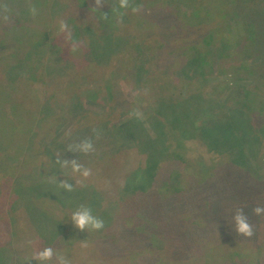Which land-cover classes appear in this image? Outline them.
<instances>
[{"label":"rangeland","instance_id":"1","mask_svg":"<svg viewBox=\"0 0 264 264\" xmlns=\"http://www.w3.org/2000/svg\"><path fill=\"white\" fill-rule=\"evenodd\" d=\"M231 1L234 20L253 27L231 28L236 33L235 38L232 44L226 45L229 51L219 48L223 52V60L219 65L215 47L222 48V43L227 42L228 8L231 4L228 1L181 0L183 8L180 10L172 0H131V4L141 6V10L136 13L131 8L121 10L122 24H127L121 26L122 24L117 25L114 20L118 0H105L106 4L100 9L102 13L109 15L108 20H104L98 10L92 9L93 0H47V7H42L37 14L41 16L49 11L47 16L41 17L43 20H52L55 30L54 33L48 30L50 40L39 49L40 54L44 50L45 58H49L45 59L48 70H53L52 74L41 76L40 81L44 84L35 85L39 89V96L43 94L44 97L45 90L50 95L43 100L42 121L34 126H22L6 98L0 97V264H37L31 258L43 247H52L56 255L68 258L70 264H110L113 260L105 256L110 250L114 253L126 252L128 260L125 264H264V216L252 215L253 207L258 203L264 205V86L258 87L260 90L254 96L255 105H252L257 107L241 108L248 112L247 117H243L244 124L251 129V133L246 134L235 110L218 105L216 110L208 108L206 117H196L191 122L192 130L188 129L192 136L185 142L189 151L184 156L190 159V164L194 163L193 168L190 165L185 173L180 167L172 171L174 166L167 164V161L174 160L157 152L158 161L150 179L152 185L142 196L138 194L140 191L135 190L125 191L129 193L121 196L114 195L118 185L116 186V182L111 184L106 179H113L106 162H98V167L95 165L98 159L96 155L66 151L70 143L92 136L93 129L100 131V137H105V133L98 126L111 129L129 118H134L138 119L135 123L137 130L146 128L143 124L145 114L158 105L157 99L152 95L155 85H150V82L159 81L163 77V70L172 67L169 70L171 74L177 65H181L178 62L180 57L176 54L171 55L168 63L160 64V68H152L149 65L152 60L144 62V74L137 68V64L133 65L138 41L130 40L129 37L134 34L132 29L150 30L152 20L159 27L151 28L149 33L158 34L162 43H168L175 38V43L183 40L185 46L189 42L208 37L212 47L208 50L210 62L206 63L205 76L219 72L223 76L220 77V83L227 85L236 76L245 74L240 70L243 68V59L247 65L252 64L248 72L250 78L258 80L257 72L262 68L264 71L261 59L264 54L262 50L259 51L257 59L254 57L252 61L246 54H249L253 46L251 36H264V0ZM6 2L11 9L19 6V10L16 13L15 9L12 13L11 22L0 23V52L15 46L13 37H16V29L20 30L19 25L23 22L28 26L38 22L45 23L30 14L26 8L28 3H24V0ZM16 18L20 19L19 24H16ZM167 19L171 21L167 25L170 30L163 27ZM61 20L67 22L75 40H80L85 46L83 48L92 52L88 50L93 65L106 67V80L100 79L101 76L95 73L88 77L83 74L85 70L71 72L68 62L66 69H62L63 60L73 62L74 59L71 56L66 58L65 52L62 53L66 41L57 28ZM140 22L148 25L140 29ZM52 36L58 39L55 40ZM161 42L159 43L162 45ZM175 43L173 45L182 44ZM155 44L153 48L156 47ZM179 48L167 51H178ZM82 53L79 50V54ZM136 60L138 61L137 56ZM6 63L7 61L1 62V80L12 78L10 75L6 76L8 79L1 75L7 70ZM57 71L60 74H54ZM169 73L163 79L175 85L176 77ZM192 73V69L187 70L188 75ZM58 75L61 76L57 77ZM36 81L37 78L33 83ZM261 81L264 83L263 78ZM71 82L75 83L73 88L76 89L72 94L65 91V88H70ZM223 84L210 83L207 87L202 84L200 87L209 98L216 100L214 96L226 97L229 94H223ZM53 86L54 95L51 94ZM9 91L11 105H14L13 101L15 104L18 101L33 113L31 117H35L38 108L34 107L32 100L21 99L25 94L31 95L30 90L26 92V89L21 88L16 91L15 86L14 89L9 88ZM238 93V98L242 99L241 92L235 91L234 94ZM73 95L75 96L72 97ZM160 112L164 115L170 113L162 110ZM84 129L87 133L83 132ZM120 131L122 130H119V135L127 141L138 133L130 129L133 134L126 135ZM148 134L152 135L149 131ZM252 134L254 135L249 139L248 136ZM137 136L142 139L139 134ZM147 143L144 140L139 142L141 148L138 151L141 154L146 152ZM170 151L175 154L179 148ZM57 153H62L63 159H78L80 163H86L87 166H84L91 169L92 175L82 180L78 174L71 173L70 169L60 168L54 162ZM103 160L105 159L99 161ZM106 161L110 165L121 163L118 158L112 160L108 157ZM201 162L210 168L207 173L196 168ZM131 168L130 164L126 167L127 170ZM53 175L57 177V182L68 179L69 183H73L74 190L66 193L59 189L49 179ZM43 180H48L46 189L41 185ZM38 181L39 184L36 183ZM39 190L41 191L34 195ZM46 190L64 196L90 194V203L88 201L83 205L90 207L94 215L104 219L105 228L99 232L77 230L70 217L80 205L70 207L66 200L61 208L57 202L59 198L55 195L52 198H41L46 203L37 201L39 197L48 194ZM133 194V203L141 199L139 202L143 205L135 217L130 211L120 209L129 203ZM76 197L79 196L74 198ZM44 204L47 205L43 206ZM241 206H244V211L255 228V235L251 239L238 236L233 229V212ZM41 211L48 216L42 227L35 223V219L38 221L39 218L37 214L40 215ZM53 225L54 232L60 231L56 245L55 240L50 238L51 231H48ZM134 225L137 230L133 229ZM136 231L138 234L140 232V237ZM69 243L74 248H64L62 253H57V249L68 247ZM17 258L24 260L21 262ZM89 260L93 263H89ZM45 264H56V256Z\"/></svg>","mask_w":264,"mask_h":264},{"label":"trees","instance_id":"2","mask_svg":"<svg viewBox=\"0 0 264 264\" xmlns=\"http://www.w3.org/2000/svg\"><path fill=\"white\" fill-rule=\"evenodd\" d=\"M180 1L181 0H172V2L176 4V7L182 10L183 7L181 6L182 4L180 3ZM223 1H228L231 4L228 8V21H227L228 31H227V36H226L227 42L225 44L222 43L225 47L224 46H222V48L217 47V46L215 47L216 55H217V62L219 65H221L220 63L223 60L222 58L223 52L219 50V48L225 51H229L226 45L232 44V40L235 38L234 35L236 33L232 32L231 28L235 26L240 27V28L253 27L252 25L244 24V23L234 20L233 13L231 10L233 2L231 0H223ZM51 2H50V5L52 6ZM24 3H28V0H24ZM29 3L32 5H35V7L38 10V13L41 12L42 7L44 6L47 7V4H48L47 0H37V1L30 0ZM29 3L26 8L29 7ZM18 7L12 9V13H14L15 9L17 13V11L19 10ZM184 11L188 13L186 10ZM24 13H26V11ZM41 14H43V12ZM48 14H49V11L44 13L45 16H47ZM44 15H41V16L43 17ZM36 16H37L36 19H42L41 21H45V23L42 24L38 22V23H35L34 25L28 26L26 22H23L21 25H19L20 30L16 29V37H13V39L15 38V42H16L15 46L8 50L0 52V66H1L2 61L3 63L6 61L8 63V64L6 63V66H7L6 72L1 73V75H5V77L10 75L12 77L10 80H1L0 78V97L4 96L3 98L4 99L6 98L5 100L7 104L10 105V108L12 109V111L16 113V117L20 119V124L22 126H25V125L34 126V125H37L40 121H42L43 116L41 115L42 114L41 111L44 106L43 100L45 98L47 99L50 96L45 93L46 90L44 91V97H43V94L39 96L38 94L39 89L35 88V85L44 84L43 81H40L41 76L45 77L46 74L48 73L52 74L53 70L52 71L48 70L46 66L47 61H45V59L48 60L49 58L48 57L45 58L44 55L46 54L43 53L44 50L41 51V54H42L41 55L39 53V49L42 48V46L45 45L50 40L51 35H49L48 30L49 32L51 31V33H54L55 30H54V27L52 26V22H51L52 20H45V19L43 20L41 16H38V15ZM19 20H20L19 18H16V24H19L18 23ZM26 21H29V20H26ZM169 24H171V21L170 19H167L164 22L163 27L168 28L170 30V27L167 26ZM123 25H127V24L124 23L121 26ZM146 25L148 24L144 22L142 24H138V27L140 29H143L146 27ZM156 25H157L156 22L152 20L149 25V26H152L150 27V30L151 28L153 29ZM158 27L159 26H156L155 28H158ZM23 28H26V30L24 31ZM132 30L134 31V34H132L131 37H129L130 40L133 39V41L135 42L138 41V49L137 51H134L137 56L138 61L136 60V56L133 54L134 55L133 57L135 58L133 65L137 64L136 66L138 69L142 71V74L146 73V70L144 71L142 70L143 63L148 62L149 60H152L151 63L149 64L152 68H160L162 67L160 64L168 63V61H170L171 59V55L176 54V55H179L180 57L178 58L179 60L178 62L181 63V65L180 67L177 65V68L171 74L169 73V70H171L172 67L163 70L161 73L163 77H165L167 73H169L173 77H176L177 82L175 83V85L173 83H171L172 85L170 83H167L165 81L166 77L165 79H163V77L160 78V80L157 82L148 81L150 82V85L151 84L155 85L153 87L155 89L154 91H152V95L154 99H157L156 101L158 102L157 103L158 105L155 106L154 104L155 107L152 108L150 112L145 114V117L143 120V122L145 123L143 124L147 129L146 128L144 129V127H142L140 130H137L135 123L138 121V119H134V118H129L125 120L124 122H122L121 124H119L118 126H113L111 129L107 128V126H104L106 127L105 129L98 126V128L103 133H105L106 136L104 137L102 135L103 137H100L98 140H95L96 151L91 154L96 155L98 157L97 163H95V165L96 164L98 165V162H106L107 163L106 165L110 167V173L113 175V179H111V181L108 178L106 179L109 182H111V184L116 182V186L118 185V187L117 189H115L113 194L120 195V196L121 194L123 195L128 194L129 192H125V191H129V190L130 191H133V190L140 191V193L138 194H140L141 196L147 192V188L152 185L150 183V179H152L151 175H152V170L154 169V165L158 161L157 155H156L157 152H159V155L160 154L162 156L166 155L168 159L174 160V161H170V160L167 161V164L169 165L172 164L174 166L173 168H171L172 171H176L177 167H180L182 169V172L185 173L186 169L189 168L190 165H192V168H193L194 163L190 164V159L184 156L186 151L187 152L189 151L185 142L189 141V139H191V136H192V133L188 132V129H191V122L194 121L196 117H199V116L206 117L205 112L206 110H208V108H212L213 110H216L215 108L218 105V106H224L225 108H231L235 110L236 114H238L240 117V121L242 122V126L244 127L246 134L248 135L249 133H251V129H248L247 125L244 124L245 119L243 115L247 117L248 112L241 110V108L249 109L251 106H253L252 104L255 105L254 101L256 98L254 96L256 94V91L260 90L258 89V87L260 88L264 86L263 81L260 82V79L262 78L264 79L263 68L257 72L258 80L250 78V73L248 72H249V66H252V64L247 65V63L243 59H241V62H244V64H242L241 66V68L242 67L243 68L240 70H242L245 74L236 76V78L232 82L230 81H229L230 83L227 82V85H225L226 83L224 84L220 83L221 82L220 77L222 75L219 74V72L218 74H212V76H208V77L205 76L206 63L210 62L208 50L209 48L212 47V45L210 44L208 40V37H205L202 40L197 39L196 42H189L188 44H185V46H183L184 45L183 40L179 43H175V38H172L170 42L168 43H165V42L162 43L161 37L156 33L154 34L149 33L150 30H148V28L142 31H139V30L136 31L135 29H132ZM209 32L210 31H208L207 33ZM259 36H251V44L253 46H251L249 54H246V57L249 56L250 61L257 59L259 51L262 50V54H264V36H261V35ZM139 37H142V38L139 39ZM52 38H54L55 40L58 39L55 36H52ZM238 39L243 40V38H238ZM76 41L78 42V50L75 52H73L70 49V46L67 42H65V44L63 45L62 48L64 49V51L62 50V53L65 52L66 58L68 56H71L72 59L74 60L73 62L68 61V59L63 60L64 66L62 69L63 70L66 69L67 62H68V66H69V69H71V72H74L75 70H78V69L82 70V72L83 70H85L83 74L86 76H88L91 73H95L96 75L101 76L100 79L106 80V74L108 73L105 70L106 67L105 66L97 67L93 65V63L91 62L89 58L90 56L89 55L90 53L88 52L89 49L87 48L88 50H85V48H83L85 46L82 44V42L80 40H76ZM159 42H161L162 45ZM154 43H156L154 45L156 46L155 48H153ZM174 43L175 44L182 43V44L173 45ZM178 47H180L178 51H171V52L167 51L171 49H176ZM79 50L83 51L82 55L79 54ZM45 53H46V50H45ZM78 54L80 55V57H78ZM62 55L60 54L61 58H63ZM139 56H141V58H139ZM261 59L263 62L262 65L264 66V55H263V58ZM74 64H76V66ZM74 66L75 68L73 70ZM83 66H85L84 69L82 68ZM55 69H58V68H55ZM188 69L193 70V73L191 75L187 74ZM54 74H60V72L57 71ZM113 74L111 75L113 76ZM60 76L61 75H58L57 77H60ZM36 78H37L36 83H33V81H35ZM14 80L16 82H14ZM210 83L214 85L223 84V87H225L223 94L226 92H229V94L226 97L213 95L215 98H217L216 100L209 98V95H206V92L203 89H201L202 87H200V85L203 84L204 86L206 85L207 87L210 85ZM15 86H16V91L21 88L26 89V92L30 90V93L32 96L28 93V94H25L21 99L32 100L34 107L38 108L37 110L34 109L37 111L35 112L36 114L35 117H31L30 115L33 113L28 108H25L24 105H22L18 101H16V104H15V101H13L14 105H11L12 100L10 99L11 93L9 91V88L14 89ZM69 86L70 88L69 89L65 88V91H68L71 94L74 93L76 91V89L73 88L75 86V83L71 82L69 83ZM54 89L55 87L53 86L51 94H53ZM235 91L241 92L242 99L238 98L239 93L236 95L234 94ZM74 96L75 95H73L72 97ZM111 96L113 98V95ZM17 98L18 96L16 97V99ZM53 100H55L54 97H53ZM219 100L221 102H219ZM253 107H257V106H253ZM160 110H162L163 112L167 111L170 113L169 114L167 113L166 115H164L163 113L160 112ZM214 112L215 111H213V113ZM130 129L134 133H135V130L138 132L136 133V136L132 135L133 138L131 137L132 138L131 140L127 141L119 135L120 134L119 130H122L120 132L126 135L133 134L131 131H129ZM82 131H80L79 134H81ZM148 131L153 136L149 135ZM178 131L180 133H178ZM83 132L87 133L85 129ZM137 134H139L142 137V139L138 137ZM253 135L254 134H252L251 136H248L249 139ZM143 140L145 142H148L147 144H145V146L147 147V149H145L146 150L145 153H147L146 157H144L145 153L141 154L138 151L141 148L139 145V142ZM170 148L171 149L179 148V151L178 152L176 151L177 153L172 154V152L170 151L171 150ZM108 157L112 160H114L115 158H118L121 163L110 165L108 164L110 162L106 161V158ZM102 158H104L105 160L99 161ZM111 163H113V161ZM81 164L87 166V164L84 162H82ZM129 164L131 165L132 168L130 170H127L126 167ZM196 168L201 171L204 170L206 173L210 169L208 166H206L202 162L201 164L198 163L196 165ZM47 181L48 180H43V182H41V185L44 186L45 189H46V185H48ZM36 183L39 184L40 182L38 181ZM42 189L43 188H41V190ZM41 190L35 192L34 195L40 192ZM47 193L48 194L42 197H39L37 201L38 200L40 202L44 201L46 203V201L41 198H44V197L52 198L55 195V196H58L59 198L57 202L61 208L65 204L66 200L68 202V205L71 207V206H75V204L83 205L85 202L88 203L89 201L88 199L91 198L90 194L88 195V193H84L81 195L68 194L67 196H64L63 194H55L52 190H51V193L48 191ZM75 196H79V197L74 198ZM131 197L132 198L129 201V203L121 206L120 209L121 210L125 209L126 212L130 211L132 216L135 217L136 212L139 211V208L143 207V205L140 204L139 202L141 201V199H139V201L137 200L136 203L134 204L132 201L134 194L131 195ZM23 201H24V198H23ZM45 205L47 204H44L43 206ZM89 205L92 206L91 204ZM37 216L39 217L38 221L35 219V223L37 224V226H40V225L41 227L44 226L45 225L44 222L48 220L47 214L41 211L40 215L37 214ZM54 226L55 225H53L52 228L48 229V231L49 230L51 231L50 238L51 240H55L54 244L56 245L58 243V241H56V238L58 237V234L60 233V231L58 233L54 232L53 231ZM134 227L135 225L133 226V229L137 230V228L136 227L134 228ZM136 233L138 234V231H136ZM39 235L43 238V240H46V237H44L40 233ZM71 247L74 248L72 243H69L68 247L66 246V247L60 248V250L57 249L56 251L57 253L60 254L63 252L64 248L67 249ZM54 248H56V246H54ZM101 250H102V247L99 248V251ZM119 253L120 252L114 253L113 251L110 250L109 252L106 253L107 255L105 256L113 260L114 263L111 262L110 264H125L126 261L128 260L127 253L124 251L121 252L120 254ZM17 259L20 260L21 262H23L24 260L22 258H17ZM91 262L89 260V263Z\"/></svg>","mask_w":264,"mask_h":264},{"label":"clouds","instance_id":"3","mask_svg":"<svg viewBox=\"0 0 264 264\" xmlns=\"http://www.w3.org/2000/svg\"><path fill=\"white\" fill-rule=\"evenodd\" d=\"M94 7L92 9L98 10L106 4L105 0H93ZM131 8L133 13L139 12L141 6H133L131 0H118L115 12L114 20L117 25L122 24L123 22V11ZM28 11L32 16L38 14V10L35 5L29 4ZM102 18L104 20L109 19L107 13H102ZM12 19V9L6 2V0H0V23H9ZM58 31L63 35L64 40L69 44L70 49L75 52L78 50V42L73 37L71 30L67 22L61 20L58 25ZM93 135L85 137L83 139L74 141L67 146L66 151L71 153H80L88 155L96 151L95 140L100 138V131L97 129L92 130ZM55 164L60 168L70 169L71 173L78 174L82 180H86L92 175L91 169L82 165L78 159H63L62 153H57L54 160ZM51 182L55 183L59 189H63L64 192L70 193L74 190L73 183H69L68 179H62L57 182L56 176L49 177ZM252 215L262 217L264 216V205L257 204L252 208ZM70 220L72 221L74 227L82 232H99L105 228V221L101 217L94 215L90 207L86 205H80L77 207L71 214ZM232 224L235 233L243 238L251 239L255 235L254 225L250 222L248 214L244 211V206L237 207L232 215ZM30 244L31 241H28ZM56 256V264H70L68 258L62 255H56L52 247H43L41 250L35 252L32 260L37 261V264H45L49 262Z\"/></svg>","mask_w":264,"mask_h":264}]
</instances>
